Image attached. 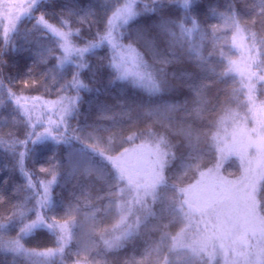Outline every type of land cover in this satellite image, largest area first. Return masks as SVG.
I'll list each match as a JSON object with an SVG mask.
<instances>
[{
	"label": "trees",
	"instance_id": "1",
	"mask_svg": "<svg viewBox=\"0 0 264 264\" xmlns=\"http://www.w3.org/2000/svg\"><path fill=\"white\" fill-rule=\"evenodd\" d=\"M30 3L31 0L24 2L25 14L12 22L14 28L6 29L4 24L6 22L7 26L8 22L0 20V50L5 53L3 59L6 63L3 68L4 88L0 89V197H3L0 203V224L4 225L3 230H0V237L5 243L4 247H0V264H52L53 259L56 264H59V257H29L21 253H13L7 247V242L17 238L19 228L23 226L19 215L15 220H9L12 216L11 205H25V208L17 209L18 213L25 211L29 216L24 223L36 217L32 212L27 211L34 204L35 193L28 188V177L25 173L31 176L36 185L35 191L38 192L41 190L40 182L52 178L51 172L41 171V169L52 170L57 176V182L51 189L56 210L49 213L46 209H40V214L52 215L61 223L70 219L75 221L72 225L73 239L66 248L68 255L65 257L64 264H123L125 260L132 257L138 261L144 259L145 264H155V254L146 257V250L161 245L163 232L166 231L171 236H176L186 226L182 217L173 219L167 212L161 214L160 211L162 206H167V201L174 195L180 198L181 194L179 192L174 194L171 189H163L161 186L158 189L160 198L153 205L155 217L147 218L141 224L138 233L128 240L118 252L108 251L99 238L100 232L102 229L111 230L113 225L117 224L120 212L116 205L120 203V200H113L112 206L109 207L108 199H96L97 195L106 194L107 184L98 180L95 175L90 177L84 173V160L91 159L93 169L100 168L106 175L113 173L115 169L109 162L103 161L95 154L85 157L81 152L82 145H96L108 156H119L125 149L129 150L130 155L139 144L155 145L152 137L140 134L143 129L150 126L153 132L166 134L172 143H177L179 128L190 125L195 134L205 133L206 135H201L198 141L194 138L191 148L187 146L188 141L184 140V148L179 151L173 149L177 158L165 168L164 175L169 184H177L180 188L197 186L200 174L214 169L218 163L219 143L218 139L214 141L212 137L220 131L218 121L225 116V111L221 109H230L234 114V120L248 116L250 104L243 87L242 76L234 71L227 72L225 75H220V73L229 67L230 59L234 61L237 57V50L232 40L236 30L229 17L235 15L244 20H256L260 12V0H194L191 14L198 19L200 29L191 35L181 37L178 29L173 24H168L166 27L177 33L175 43H173V38L158 26L163 20H172L183 21L187 27H191L185 18L186 14L180 0H169L163 5H157L158 10L154 13L141 12V15L131 20L126 26L128 32L131 33V38H125L123 43H132L145 60L150 64L153 63L152 51L145 46L142 40L135 38L137 29L143 28L146 23L151 24L149 34L155 37L156 50L168 56L169 59L175 58L174 63L164 65L168 74V85L163 91L150 94L146 89L134 86L131 83V77L127 81L110 83L114 70L108 66V60L114 56L113 50L106 45L97 49L94 55L90 54L86 57L91 67L80 73V79L88 87L79 91L80 100L77 110L67 117L68 142L58 143L49 138L36 144L30 143L28 147L31 152L25 157L24 171H21L17 160L18 153L24 151V148L17 145L13 149L8 136L9 133H13L19 139H24L23 132L28 116L25 115L20 105L27 106L30 110L31 124L35 125V131L42 132L45 127H48L49 102L58 100L59 96L77 95L73 88H65L61 91V86L72 79L75 65L66 63L63 69L59 71L55 69L57 58L62 53V49L57 48L58 38L42 28H35L36 19L32 17L38 18L44 14L49 23L59 27V20L55 14L64 11L65 18H68V8L83 11L90 9L95 13L92 18L102 21L105 13L113 6V0H42L43 5L46 6L33 12L29 7ZM151 3L152 0H138L136 10L140 12L145 4L151 6ZM75 20L76 17H72L73 27L82 28V33L88 36V26L82 27L75 23ZM96 27L103 30L102 23H98ZM252 30L258 33L260 31L258 27H253ZM92 31H95V28ZM244 35L247 37L246 32ZM244 41L246 44L249 43L247 40ZM49 48L55 50V56L48 57L47 63H39L40 54L46 53ZM197 53L203 60L198 57ZM156 61L159 66V57H156ZM30 67L35 69L33 77L25 75ZM50 70V75H43L49 73ZM173 73L176 75L173 76ZM182 73H188L190 76H182ZM53 77H55L54 81ZM33 79L37 82L43 81L49 91L46 92L39 83L32 84ZM201 83L207 84L208 87L203 90V99L206 103L200 105L205 109L202 113L203 118H198L194 114L190 115L192 109L196 107L193 104L196 97L189 85ZM30 84L31 87H29ZM262 87H264V82L258 81L255 86L256 91L253 93L258 103L264 100V96L259 91ZM8 89H11L17 96L29 99L21 100L18 105L16 99L8 94ZM32 97H39L40 100L33 101ZM165 105H180L181 107L169 109ZM147 109H158V111H154L151 117H147L144 115ZM124 113H130L131 119ZM231 120L234 121L226 119L224 124H230ZM13 121L20 123L14 125ZM248 122L250 125L256 124L252 119H248ZM93 128L99 129L105 137L110 133L117 134L112 150H108L105 142L97 143L95 138L88 137V133L92 132ZM72 130H76V135L80 137L79 140L72 138ZM133 132L137 133L136 137L127 140L126 138ZM189 152L201 157L197 161L198 169L184 167L188 161L180 157L182 155L187 157ZM131 159L130 165L135 168L138 160L136 158L134 162L135 158ZM222 161L223 175L229 178L241 177L243 169L237 156L225 157ZM123 186L121 184V187ZM86 197L91 204L87 203ZM256 199L264 203V182H259L257 185ZM162 200L165 201L163 205ZM70 204H79V211L73 212L71 216L65 214ZM97 209L100 211L97 212ZM241 212L243 213L239 210L234 214H241ZM93 213H95L94 219ZM133 213L134 216H141L143 219L139 205L134 206ZM259 215L264 216V211L259 212ZM253 223L261 226L258 222ZM261 239L260 234V242ZM21 243L24 248L36 252L56 247L53 237L46 229L35 230L25 236ZM86 243L93 246L89 250H84L83 245ZM170 244V240L164 242V245ZM164 245L161 247L167 255V247ZM234 250L232 249L231 252ZM219 259L216 258L213 264H219ZM161 264H163L162 261ZM197 264H204V262L198 261Z\"/></svg>",
	"mask_w": 264,
	"mask_h": 264
},
{
	"label": "snow or ice",
	"instance_id": "2",
	"mask_svg": "<svg viewBox=\"0 0 264 264\" xmlns=\"http://www.w3.org/2000/svg\"><path fill=\"white\" fill-rule=\"evenodd\" d=\"M169 2V0H152L151 6L148 4L144 5V8L138 12L137 3L138 0H113V6L105 13L102 21L94 20L92 17L95 13L90 9L87 11L76 10L72 8L67 9L68 18H65V12L61 11L55 14L59 20V27L52 25L45 18L44 14H41L36 19L34 25L37 29H43L45 31L53 33L58 39L56 41L57 48L62 49L61 55L57 58V64L55 69L57 71L64 68L66 63H72L75 65V71L72 73V79L61 86V91L65 88L75 89L77 95L72 97L59 96L58 100L51 101L53 106L59 105L60 115L56 121L48 120V127H45L42 132L35 131V125L31 124V116L29 115V109L26 105H20L21 100L27 101L29 98L24 96H17L11 89H8V94L16 99L18 105H20L25 115L28 116V122L24 127V139H19L13 133H9V139L13 149L18 145L24 148V151L18 153L17 164L21 171H24L25 157L29 155L31 149L28 145L36 144L40 141L51 138L52 140L59 142H68L69 137L66 133L69 131V125L67 123V117H69L74 111L77 110L78 102L80 100L79 91L82 88H87L88 85L84 84L80 79V73L84 69L91 67L90 62L86 59L88 55H94L97 49L103 46L110 47L113 52L118 53L116 56H112L108 60V66L113 71V78L109 81L114 83L115 81H127L131 77V83L134 86L142 87L146 89L150 94L158 93L164 90L168 85L167 72L164 65L174 63L175 58L169 59L168 56L156 50L155 37L149 33L152 25L146 23L143 28L136 30V39L142 40L145 46L150 49L153 53V63H149L144 59L143 55L136 50L132 43L125 44L123 40L125 38H131V33L128 32L126 26L131 20L141 15V12H156L157 5H163ZM182 7L185 11V18L191 24V27H187L183 21H172L163 20L158 26L162 30L166 31L168 35L173 38V43L176 42L177 33L172 32L166 26L173 24L179 31L181 37L191 35L193 32L200 29L198 19L191 14V10L194 7V0H180ZM43 6L42 0H31L29 7L33 12L39 11ZM83 11V15H81ZM72 17H76L75 23L80 24L82 27L87 25L89 35L85 36L82 33V28H74L72 23ZM236 30L241 41L247 40L248 44H241L244 51L248 54V66L247 76L249 83L246 85L248 89V103L253 104V93L256 91L255 84L252 83L253 79L259 82H264V0H260V12L256 20H244L242 17L232 15L229 17ZM98 23H102L103 30L96 27ZM253 27L260 29L259 33L253 31ZM95 28V31L92 29ZM121 29H124L121 31ZM247 33L245 37L244 33ZM91 37V38H89ZM233 43L236 42L237 36L232 37ZM4 52L0 50V89L4 88L3 68L6 63L3 59ZM198 57L199 54L197 53ZM223 55V53H221ZM55 56L54 49H47L46 53L40 54L39 63H47L48 57ZM156 57H159L157 65ZM203 60L202 57H199ZM229 67L220 73L225 75L227 72L240 71L235 66V62L231 59L228 61ZM35 69L30 67L25 75L33 77ZM51 70L45 76L50 75ZM243 75V72H241ZM173 76L176 74L173 73ZM182 76H190L188 73H182ZM9 79H11L9 77ZM55 77H53V81ZM32 84L39 83L41 87L47 92L49 91L48 86L43 81L37 82L35 79L32 80ZM31 87V84L29 85ZM192 88L196 99L193 104L196 105L192 109V113L198 118H203V109L200 105L206 103L203 99V90L208 87L207 84L201 83L199 85H189ZM262 96H264V87L260 90ZM33 101L40 100L39 97H32ZM187 104V101H185ZM264 104V100L261 101ZM166 108L175 109L181 107L180 105H165ZM253 111L252 108L248 109ZM154 111L158 109H147L144 115L151 117ZM221 111H225V116L221 117L218 123L223 126L226 119H233L234 114L230 109L222 108ZM129 115L130 113H124ZM14 125L20 123L13 121ZM217 123V121H213ZM134 126V125H133ZM264 128V125H262ZM73 131V137L77 140L80 139L76 135V130ZM253 132L256 130L253 129ZM141 135L147 134L152 137L155 142V147L150 151L154 155L155 159L152 162V166L149 171L142 177L138 172L133 170V167L129 163V150L125 149L124 152L120 153L119 156L113 157L105 154V151L97 147L96 145L83 144L81 152L85 157H91L92 154L100 157L103 161L109 162L112 168L115 169L113 173L105 174L100 168L93 169L91 159L84 160V173L90 177L95 175L98 180L104 181L107 184V191L104 196L97 195V200H109V207L112 206L113 200H121L126 188L133 189L135 196L133 197L135 204L139 205V210L143 213V219L141 216H134L131 202H123L117 204L116 207L120 212V219L117 224L113 225L111 230L102 229L100 232V239L104 245V248L108 251L118 252L122 249L128 240L133 238L138 233V230L142 223L147 218L155 217L153 205L160 198L158 189H171L175 194L179 192L180 198L175 195L167 201V206H162L160 211L161 214L167 212L168 215L173 219H180L186 222V228L181 229L180 233L176 236H171L168 232H163L161 236V245H164L166 240H170V245H164L167 247L168 254L165 255L161 245H157L150 250H146V257H151L155 254V264H197L198 261H203L204 264H210L215 258L217 251L225 256L227 262V252L223 242L217 245V241H222L227 236H232L236 233H247V225L258 222L261 225V242L256 246L254 251L245 250L238 252L237 255L243 257L244 264H264V216L259 215V212L264 211V203L258 202L256 199L257 194V182H264V140L260 142L249 140L247 143H241L239 147L233 151L241 160L244 161L245 167V179L246 183H238L233 181H226L221 178L218 182H210L201 185L200 181H197V186H189L188 188H180L177 184H169L164 171L169 163L176 159L175 152L173 149L179 151L184 148V140L188 141V147L191 148L193 139L199 140L201 135L205 133L195 134L191 126L180 127L177 133V143H172L168 135L153 132L151 127L143 129ZM137 133L133 132L128 136L127 140H132L136 137ZM233 138L236 136V131H233ZM35 137V139H33ZM90 139L95 138L97 143L103 141L107 144L108 150H112L115 146L114 141L117 139L116 133H110L107 137L100 133L99 129L93 128L92 132L88 133ZM219 137V133L214 135L212 139L216 141ZM143 147V146H142ZM253 149L257 154L255 159H249L248 150ZM223 153L224 149H220ZM180 159H186L187 164L185 168H199L197 161L201 159L199 155H193L189 152L187 157L181 156ZM223 161H218L214 169H209V173L218 172ZM255 165V167H253ZM41 171L51 172L52 178L48 181H41L42 188L40 191L35 192L36 205L33 209L27 210L32 212L36 218L31 219L30 222L24 223V220H28L29 216L25 211L17 212V209L25 208V205L13 204L10 207L12 216L9 218L10 221L15 220L16 216L21 217L20 223L23 224L19 228V235L7 242V247L13 253H21L29 257L39 256L47 258L59 257V264H64L66 248L73 239L72 225L75 223L74 219L66 220L63 223L56 220L52 215H41L39 209H46L49 213L56 210V205L51 196L52 186L57 182V176L52 170L41 169ZM28 177V188L35 189L36 185L33 183L31 176L25 173ZM205 174L201 173L203 177ZM178 179L180 177H177ZM123 184L125 187H121ZM150 198V199H149ZM88 204L91 201L85 198ZM3 197H0V203H2ZM162 205L165 201H161ZM185 208L187 210L185 211ZM239 210L243 211V215L238 213ZM79 211V204H70L65 212L66 215L71 216L73 212ZM97 212L100 209L96 210ZM194 213H199L202 218H207V223L204 224V229L201 231L199 227L195 233H189L187 228L192 225V218ZM130 215L134 218L131 222L128 221ZM93 219L95 213L92 214ZM213 219L216 221L212 223ZM166 227V226H164ZM4 225L0 224V230H3ZM38 229H46L49 234L53 237V241L56 245L55 248H49L46 251L36 252L24 248L21 240ZM219 233V234H217ZM255 235V233H252ZM107 237V238H105ZM187 240V242H185ZM233 243H238L241 247H246L248 242L244 239L243 235H237ZM5 243L0 237V247H4ZM93 245L84 244V250H89ZM52 264H56L53 259ZM123 264H145V260H136L132 257L125 260ZM232 264H238L237 261H233Z\"/></svg>",
	"mask_w": 264,
	"mask_h": 264
},
{
	"label": "rangeland",
	"instance_id": "3",
	"mask_svg": "<svg viewBox=\"0 0 264 264\" xmlns=\"http://www.w3.org/2000/svg\"><path fill=\"white\" fill-rule=\"evenodd\" d=\"M26 1L27 0H0V20L8 22L7 26H6V22L4 24L6 29L12 28L13 27L12 22L16 18H20L21 16L25 14L26 8L23 7V4ZM235 36H237V40L234 43V47L237 50V57L234 60V62H235V66L238 67L240 71H234V72L242 76L243 87L245 88V92L247 94L248 89L246 85L249 83V79L247 76V66L249 63L248 54L244 51V48L240 46L242 43L243 44H246V43L245 41L240 40L237 33L235 34ZM113 55L116 56L118 55V53L113 52ZM241 72H243V75L241 74ZM257 82L258 81H256V83ZM252 83H254L256 86L255 80H253ZM253 101H254L253 104L249 103L250 104L249 108H252L253 111H249L247 117H244L242 119H236L234 121L231 120L230 124H223V126L220 125V131L217 132L219 133L218 161H221V159L224 160L225 157L237 156L235 155L233 150L239 147L241 143H247L249 140L256 141V142H260L264 140V131H263L264 128H262V125H264V104L258 103V101L254 99V97H253ZM49 106H50V110H49V113L47 114V119L56 121L60 115L59 105L53 106L51 103H49L48 107ZM248 119H252L253 122L256 124L250 125L248 122ZM253 129H255L256 131L253 132L252 131ZM234 130L236 131L235 138H233V135H232ZM154 147L155 145H152L150 143H142V144H139L138 148H135V150H133V153L129 155L131 158H135L134 162L136 161V158L138 160L136 167L133 168L135 172H138L140 175L143 173L142 176H144L149 171L150 167L152 166V162L155 159L154 155L150 151ZM220 149H224V152L221 153ZM256 155L257 154L254 152L253 149L248 150L249 159H255ZM131 158L129 159V163L132 161ZM239 160H240V164L243 169V174H241V177L229 178L223 175V173L221 172V168H222V163H221V166L218 172L209 173V171H204L202 172L205 174L203 177L200 174L199 181L201 182V185L205 183H210V182H218L221 178H223V180H226V181L246 183L247 182V180L245 179L246 165L243 160H241L240 158ZM253 167H255V165H253ZM258 184L259 182H257V185ZM197 187H199V185H197ZM41 188H42V185H41ZM32 190L34 193L36 192L35 189H32ZM134 196H135V191L133 189L126 188L125 193L123 194L120 200V203L131 202L132 208L134 210V206L136 205L133 199ZM34 198H35L34 204L31 209H33L34 207H37V208L39 207L38 205H36L37 197L34 196ZM233 215H236V214L233 213ZM240 215H243V213L241 212ZM133 218L134 216L130 215L128 218V221L131 222ZM207 222H208L207 218H202L199 213H194L193 218H192V225L191 227L187 228V231L189 233H195L197 230V227H199V229L203 231L204 224ZM215 222L216 221H212V223H215ZM260 228L261 226H259L258 224L251 223L247 225L246 234L236 233V234H233L232 236L225 237L222 241H217V245H219V243L221 242H223L225 245V249L227 252L226 258H227L228 264H232L233 261H237L238 264H244L243 257L238 256L237 253L241 251H245V250H251V251L255 250L256 246L260 243V234H261ZM253 232L255 233V235L252 234ZM237 235L244 236V239H246L248 242V245L246 247H241L238 243H233V240H235ZM185 242H187V240H185ZM232 249H235V250L231 252ZM216 258H220L219 264H226L225 256L220 254L219 250L217 251L215 258L210 263L213 264Z\"/></svg>",
	"mask_w": 264,
	"mask_h": 264
}]
</instances>
